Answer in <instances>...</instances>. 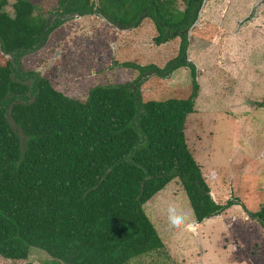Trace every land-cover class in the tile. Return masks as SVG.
Segmentation results:
<instances>
[{"label":"trees","instance_id":"obj_1","mask_svg":"<svg viewBox=\"0 0 264 264\" xmlns=\"http://www.w3.org/2000/svg\"><path fill=\"white\" fill-rule=\"evenodd\" d=\"M56 1L42 13L30 0H13L9 14V0H0V52L12 56L0 62V257L25 261L34 248L50 258L46 264H129L164 253L143 206L174 180L195 222L239 205L264 229V208L253 213L238 198L210 197L187 146L185 123L199 90L185 60L188 31L204 0ZM86 16L129 30L150 19L154 43L179 37L180 55L162 70L124 63L137 71L134 81L95 86L85 100L68 97L21 60L65 22ZM180 67L191 70L187 99L142 101L149 76L166 79Z\"/></svg>","mask_w":264,"mask_h":264},{"label":"rangeland","instance_id":"obj_2","mask_svg":"<svg viewBox=\"0 0 264 264\" xmlns=\"http://www.w3.org/2000/svg\"><path fill=\"white\" fill-rule=\"evenodd\" d=\"M30 1L42 13L57 2ZM260 1L206 0L188 32L185 59L195 66L199 85L194 111L185 123L188 149L218 204L238 198L253 213L264 208V5L256 11ZM12 3L5 8L9 14ZM157 35L150 19L121 32L97 16L75 18L21 63L64 95L85 100L95 86L134 81L137 71L120 67L124 63L162 70L177 59L181 39L157 46ZM1 55L0 62L9 60ZM191 87V70L180 67L166 79L149 76L140 95L143 102L187 99ZM143 209L164 243V253H150L129 264H264V229L240 206L198 226L181 183L174 180ZM170 217H179L180 226L173 227ZM49 260L32 248L27 260L0 257V264Z\"/></svg>","mask_w":264,"mask_h":264},{"label":"water","instance_id":"obj_3","mask_svg":"<svg viewBox=\"0 0 264 264\" xmlns=\"http://www.w3.org/2000/svg\"><path fill=\"white\" fill-rule=\"evenodd\" d=\"M205 1L206 0H204V2H203V5H202V8H203V6H204V3H205ZM264 5V0H261L257 5H256V11L258 10V9H260L262 6ZM202 10V9H201ZM201 12V11H200ZM257 13V12H256ZM199 16H200V13H199ZM51 17V16H50ZM255 18H257V17H255ZM199 19V18H198ZM102 20H104V19H102ZM105 21V20H104ZM106 22V21H105ZM197 22H198V20H197ZM196 22V23H197ZM196 25V24H195ZM194 25V26H195ZM113 27V26H112ZM115 29L116 30H118V31H121V32H126V31H129V29H121L120 27H115ZM191 30V29H190ZM189 30V31H190ZM188 31V32H189ZM188 40H189V36H188ZM37 51V50H36ZM35 51V52H36ZM6 57H8L9 59H11V55H7ZM210 197L214 200V196L210 193ZM197 223V222H196Z\"/></svg>","mask_w":264,"mask_h":264},{"label":"clouds","instance_id":"obj_4","mask_svg":"<svg viewBox=\"0 0 264 264\" xmlns=\"http://www.w3.org/2000/svg\"><path fill=\"white\" fill-rule=\"evenodd\" d=\"M170 222L172 224L173 227H179L180 226V223H181V220L179 217H177L176 219H172L170 217Z\"/></svg>","mask_w":264,"mask_h":264},{"label":"crops","instance_id":"obj_5","mask_svg":"<svg viewBox=\"0 0 264 264\" xmlns=\"http://www.w3.org/2000/svg\"><path fill=\"white\" fill-rule=\"evenodd\" d=\"M81 18H82V17H81ZM214 201H215V200H214ZM215 202H216V201H215ZM216 203H217V202H216ZM235 206H239V205H235ZM232 207H234V206H232ZM232 207H231V208H232ZM240 207H241V206H240ZM229 209H230V208H229ZM229 209H228V210H229ZM241 209H242V208H241ZM242 210H243V209H242ZM243 211H244V210H243ZM225 212H226V211H225ZM225 212H224V213H225ZM224 213H222V214H224ZM244 213H245V212H244ZM222 214H221V215H222ZM245 215H246V214H245ZM219 216H220V215H219ZM246 216H247V215H246ZM217 217H218V216H217ZM206 220H207V219H206ZM206 220H205V221H206ZM195 224H197L198 226L200 225L199 223H196V222H195ZM196 235L198 236L197 232H196Z\"/></svg>","mask_w":264,"mask_h":264}]
</instances>
